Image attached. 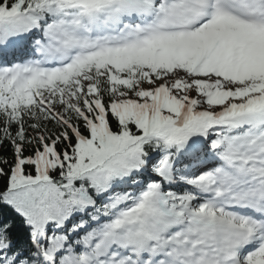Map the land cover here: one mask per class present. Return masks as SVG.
I'll use <instances>...</instances> for the list:
<instances>
[{
  "label": "snow or ice",
  "instance_id": "snow-or-ice-1",
  "mask_svg": "<svg viewBox=\"0 0 264 264\" xmlns=\"http://www.w3.org/2000/svg\"><path fill=\"white\" fill-rule=\"evenodd\" d=\"M0 264H264V0H0Z\"/></svg>",
  "mask_w": 264,
  "mask_h": 264
}]
</instances>
